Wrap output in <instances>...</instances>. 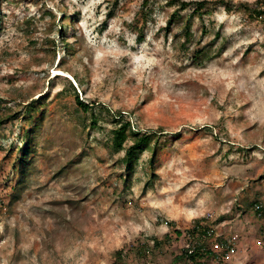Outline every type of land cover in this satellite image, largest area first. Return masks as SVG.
I'll use <instances>...</instances> for the list:
<instances>
[{
    "label": "rangeland",
    "instance_id": "obj_1",
    "mask_svg": "<svg viewBox=\"0 0 264 264\" xmlns=\"http://www.w3.org/2000/svg\"><path fill=\"white\" fill-rule=\"evenodd\" d=\"M112 1L0 0V264H112L119 251L138 264L152 238L161 248L147 264H178L183 242L164 237L166 223L183 229L203 217L223 239L205 250L234 243L223 264H264V26L238 12L254 0H182L204 3L187 50L180 28L191 8L166 29L176 6ZM142 9L138 42L129 26ZM60 12L79 14L68 77L56 75ZM68 82L95 102L88 112L63 91ZM126 122L158 133L131 170L122 162L131 139L111 145Z\"/></svg>",
    "mask_w": 264,
    "mask_h": 264
},
{
    "label": "trees",
    "instance_id": "obj_2",
    "mask_svg": "<svg viewBox=\"0 0 264 264\" xmlns=\"http://www.w3.org/2000/svg\"><path fill=\"white\" fill-rule=\"evenodd\" d=\"M155 1H163L167 7H175L176 9L173 10L170 20L166 23V29L171 26V23L174 17L178 16L179 14L186 10L187 8L192 9V14L189 16L187 20H185L184 25L180 28L182 34V42L181 47L183 50H187L190 44L192 43L193 34L190 30V22L191 19L194 17L195 14H200L201 9L203 8L202 2H192L187 3L182 0H155ZM112 7L115 8L118 5V0H114L111 2ZM146 7V2L143 4ZM226 11H231V6L225 7ZM239 13L244 14L245 21L246 20H255L260 21L264 26V0H254L252 3H243L241 8L238 10ZM61 13V26H58V34L57 38L60 40L61 45L63 47V55L58 61L57 67L61 69V71L69 72L70 68L67 66L68 61L74 56V46L72 45L75 43L76 40V30L75 25L77 23V18L79 16L78 13H73L66 15L64 12ZM49 16L53 17V15L49 12ZM113 10H109L106 14V19L103 23V27H105L108 20L113 17ZM149 14L147 10L142 9L139 14L136 15L135 19L131 22V29L138 42L142 41L144 38V26L148 22ZM140 23V26L138 24ZM70 31L71 35L67 36L66 32ZM53 32L46 33V42L45 44L48 45L49 49L47 50L48 56H50V63L52 64L55 59V41L53 37ZM72 41V42H70ZM203 53L201 51H197V54ZM194 58L197 59V56L194 55ZM75 82L82 84L83 82L78 80L77 77L74 78ZM67 81V80H66ZM70 90L75 95V103L77 107L82 110L83 112H88L90 108L93 107L95 102L84 103L78 99L77 94L75 93V89L71 84L66 85L63 88V91ZM39 103V99L32 100L29 102L25 107L28 111H33L36 107V104ZM121 117L120 112H116V115ZM91 125H96V120H92ZM161 133V132H160ZM157 132L147 133L141 131H132L128 122L119 125L117 128L112 130V138H111V145L114 151H120L123 149V145L125 142L130 138L131 145L125 150V154L122 158V162L126 165L128 170L132 169L133 163L136 161L137 154L143 150H147L150 147V144L153 142L154 138L157 135ZM31 153V138L27 137L25 139L24 147L22 149V159L26 160L28 155ZM253 206H259L260 211L263 214V210L261 205L258 203H253ZM255 212V211H254ZM256 213V212H255ZM257 214V213H256ZM168 226L167 232L164 234L165 238H169L172 235L175 239L181 240L183 242V249L178 257V262L183 258V252L186 248L192 249V256L191 259L193 261H201L203 264L212 258L210 251L205 250V245L207 242L212 239L216 233L215 226L216 223H210L206 217L197 218L190 222L189 226L186 228H178L175 226L174 222L166 223ZM223 240V239H222ZM161 248V243L158 239L152 238V243L146 246L138 247L137 250V263L138 264H147L149 260L155 257L157 251ZM124 253V254H123ZM125 252H116L115 259L112 264H125L127 259L125 258Z\"/></svg>",
    "mask_w": 264,
    "mask_h": 264
},
{
    "label": "built area",
    "instance_id": "obj_3",
    "mask_svg": "<svg viewBox=\"0 0 264 264\" xmlns=\"http://www.w3.org/2000/svg\"><path fill=\"white\" fill-rule=\"evenodd\" d=\"M254 211L257 213L258 217H261L262 212L260 211L259 206H254ZM234 243L230 244L229 242H225L223 244V250L220 254H216L214 252H210L212 258L210 259L213 262H223L226 263L230 261L235 255L236 250L234 248ZM192 249L186 248L183 252V258L178 262V264H203L201 261H193L191 259L192 256Z\"/></svg>",
    "mask_w": 264,
    "mask_h": 264
},
{
    "label": "crops",
    "instance_id": "obj_4",
    "mask_svg": "<svg viewBox=\"0 0 264 264\" xmlns=\"http://www.w3.org/2000/svg\"><path fill=\"white\" fill-rule=\"evenodd\" d=\"M213 238L215 239V242L216 241H218V242L222 241V237L218 236L217 232H216V235ZM213 263H215V264H223V262H213Z\"/></svg>",
    "mask_w": 264,
    "mask_h": 264
},
{
    "label": "bare ground",
    "instance_id": "obj_5",
    "mask_svg": "<svg viewBox=\"0 0 264 264\" xmlns=\"http://www.w3.org/2000/svg\"><path fill=\"white\" fill-rule=\"evenodd\" d=\"M56 75H64V76H67V77L69 76L68 73L62 72V71H58Z\"/></svg>",
    "mask_w": 264,
    "mask_h": 264
}]
</instances>
